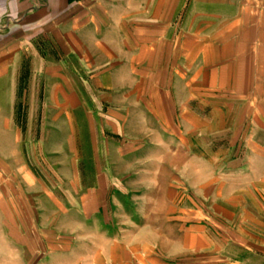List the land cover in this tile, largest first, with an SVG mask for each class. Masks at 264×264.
<instances>
[{
    "label": "rangeland",
    "instance_id": "374dc122",
    "mask_svg": "<svg viewBox=\"0 0 264 264\" xmlns=\"http://www.w3.org/2000/svg\"><path fill=\"white\" fill-rule=\"evenodd\" d=\"M41 45L54 52V43L25 44L24 58L16 60L15 107L3 106L1 113L9 109L14 118L33 121L28 128L17 127L26 164L48 191L31 188L32 211L43 215L37 227L46 232L49 249H55L49 258L61 262V251H67L70 260L62 264H264V155L245 153L246 140H236L237 134L230 140L208 136L202 146L203 140L193 137L199 132L185 130L179 121L169 137L162 132L167 124L147 123L145 128L130 110L125 120L100 117L104 106L96 107L93 98L105 92L86 89L98 85L93 75L71 72L70 41L47 64L53 71L67 57L61 93L68 103L56 107V92L38 90L43 80L33 74L40 67ZM51 77L44 81L54 86ZM112 78L117 89L118 83L131 84L128 71ZM75 92L87 105H68ZM44 95L53 102L43 106ZM236 118L238 130L248 128L246 110ZM224 127L231 129V118ZM231 144L240 146L237 154L227 150ZM190 150L198 152L185 153ZM15 189L17 196L29 188ZM33 239L36 251L46 252ZM38 256L32 252L31 264Z\"/></svg>",
    "mask_w": 264,
    "mask_h": 264
},
{
    "label": "crops",
    "instance_id": "0c3cea01",
    "mask_svg": "<svg viewBox=\"0 0 264 264\" xmlns=\"http://www.w3.org/2000/svg\"><path fill=\"white\" fill-rule=\"evenodd\" d=\"M69 41L71 72L93 75L98 85L86 89L105 92L93 98L96 107L104 106L100 117L125 120L134 113L145 128L147 123L167 124L162 132L169 137L179 121L185 130L199 132L193 137L203 140L202 146L208 136L230 140L237 134L236 140H246L245 153L264 155V0H0V264H31L33 251L40 255L34 264L70 260L67 251H61V262L49 258L55 249H49L46 232L37 227L43 215L32 211V189L48 193L43 179L26 164L17 127L28 128L32 118H14L9 109L1 113L3 106L15 107L16 60L24 58L23 48L31 43L55 44L54 52L41 45L40 67L33 74L43 80L38 90L56 92V107L68 103L61 93L67 57L53 71L47 64L53 55H62L58 49ZM124 71L131 84L113 87L110 78ZM46 76L55 77L54 86L46 85ZM75 95L70 107L87 105V99ZM44 97L43 106L53 102ZM245 110L248 128L238 130L235 116ZM228 118L231 129L225 130ZM40 132L45 134L42 127ZM231 145L227 150L237 154L240 146ZM203 151L200 147L199 154ZM17 187L29 189L15 196ZM37 197L41 202L42 193ZM34 235L43 254L32 246ZM17 253L23 258L16 260Z\"/></svg>",
    "mask_w": 264,
    "mask_h": 264
}]
</instances>
